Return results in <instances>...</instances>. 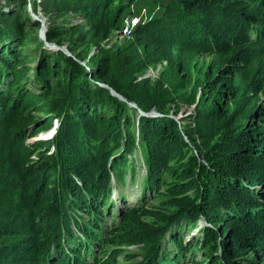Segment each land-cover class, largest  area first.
<instances>
[{
  "label": "trees",
  "instance_id": "1",
  "mask_svg": "<svg viewBox=\"0 0 264 264\" xmlns=\"http://www.w3.org/2000/svg\"><path fill=\"white\" fill-rule=\"evenodd\" d=\"M24 1L8 0L7 9ZM139 1L42 0L46 15L57 9L84 16L89 30L82 28L78 39L98 48ZM21 4L10 14L0 6V264H119L123 232L129 224L139 229L141 214L149 211L138 209L150 195L157 199L163 185L169 191L164 206L174 212L145 231L150 240L140 264L168 259L169 234L168 242L179 247L174 261L203 255L196 264H264V99L257 95L264 85L253 81L264 60V0H164V11L156 4L131 35L144 37L143 44L101 50L93 78L128 102L149 112L163 95L177 99L175 116L183 126L168 117H143L137 141L125 125L127 103L109 90L87 87L83 66L44 48L40 23ZM61 35L51 30L47 40ZM147 44L162 48L157 54L168 61L155 85L137 80L138 64L146 61L142 51L151 53ZM31 48L33 58L26 57ZM205 58L206 69L200 63ZM55 90L64 95L53 97ZM55 105L63 111L48 139L53 142L30 143L41 130L52 131L58 119L47 115ZM107 109L109 115L99 111ZM137 148L140 164L146 162L140 176L138 157L128 163ZM176 160L185 167H170ZM114 177L123 202L128 179H140L149 192L121 210ZM156 208L150 213L161 210ZM202 220L216 227H205L201 240L184 245L182 230ZM173 226L183 228L169 232ZM195 245L206 248L189 254ZM107 251L113 254L107 257Z\"/></svg>",
  "mask_w": 264,
  "mask_h": 264
},
{
  "label": "rangeland",
  "instance_id": "2",
  "mask_svg": "<svg viewBox=\"0 0 264 264\" xmlns=\"http://www.w3.org/2000/svg\"><path fill=\"white\" fill-rule=\"evenodd\" d=\"M23 1V0H22ZM121 1H119L120 3ZM164 0H140L137 4L136 7L134 8V6H132L131 8V12L133 11L132 15L128 16V17H145L147 15H149V11H152L157 5L159 4L161 6V10L163 8H166L163 4ZM22 2L19 3H10V6L8 7L7 10H5V8L3 7V11L7 12L8 14H10L11 11L17 9V5L19 6ZM162 4V5H161ZM23 8H26V10H28V14L31 18V20L33 22H39L40 26L39 29L37 30V35L39 40H41L42 42H48L47 40V33L50 32L51 30L56 29L59 33H61L62 35L58 38V39H54L53 41L48 42L49 44H54L57 47H61V48H66L68 50V58L78 62L81 66H83L87 72L89 73L87 79L85 80L87 87L95 88V87H99V88H104L106 90H109L106 86H109V84H107L106 82H102L100 80L96 81V78H93V73L97 71L98 67H99V60H100V56L102 54L101 50H113L114 48L121 46L123 47V45H125L128 41V43H132V44H136V42L139 44H143L146 39L144 37H137V39L135 40V38L131 37V36H123L120 34V30L118 29L116 31H113L107 38H105L102 42V45L100 46V48L96 47V46H92V44L90 43H83L81 40H79L78 38L80 37L81 34V29L83 28L85 31L89 30V27H87V25H82V24H86V19H84V16H81L77 13L71 12V11H58L57 9H54L50 14L46 15L44 12V8H43V2L42 0H25L22 4ZM156 5V6H155ZM256 5V3H255ZM155 6V7H154ZM116 8V7H115ZM34 9H36L34 11ZM263 9V8H262ZM161 10L159 12H161ZM236 10H241L240 7H237ZM242 11V10H241ZM39 13L42 14L43 18L37 19L36 16L39 15ZM129 12H127L125 15H127ZM240 13H245V12H240ZM246 14V13H245ZM24 15L27 16V14L25 13ZM23 15V16H24ZM127 17H124V19ZM80 21V22H79ZM80 27V28H78ZM79 31H78V29ZM43 30V32L45 33H41V31ZM203 30H201V34H203ZM238 33V32H237ZM99 35H102V33H98ZM127 43V44H128ZM126 44V45H127ZM32 47V45L30 46ZM48 50L51 49V53L54 55L58 54V50L54 49L53 47H49L45 44V47ZM144 48L146 50H149L148 52H151L150 55H148L147 53H145V51L143 50L142 52V56L144 58H146V61H142L141 63L138 64L137 70H141L139 75L137 76V80H145V81H149L151 85H155L161 77V73L164 69L165 66L168 65V61L165 59L160 60V54H157L159 52L162 51V48H153L152 45H144ZM62 52V51H59ZM26 57H28L31 54V57L33 58V54L35 53L34 48L32 49H28L26 51L23 52ZM144 54H147L148 56H145ZM79 56H84L85 59L81 60L79 58ZM206 59V58H205ZM202 59V61L200 62L202 67H204L205 69L207 68L208 63L207 61L208 59ZM30 67L34 68V63L31 62L29 63ZM259 67H260V72L256 73L254 75V82H257L258 84L260 83L261 85H264L261 81L264 80V60H260L259 63ZM205 71V70H204ZM204 71L201 74V77L204 75ZM200 75V74H199ZM63 76H65V74L63 73ZM54 82L56 81H61V82H66L64 80H67V77H64V79H57L56 77L52 78ZM196 78H194L193 80V84L196 83ZM95 84V86H94ZM112 88V87H111ZM110 91V90H109ZM111 92V91H110ZM62 95H64V92H58L57 90L54 91L53 93V97L55 98H59ZM255 95V94H254ZM259 97H261L262 99H264V93H260L257 94ZM186 96V95H184ZM252 95L249 97V100H252ZM118 98V97H117ZM124 98V97H123ZM184 98V97H183ZM119 99V98H118ZM120 100V99H119ZM83 103V102H82ZM175 103L177 104V99L175 98V96H164L161 98V103L158 104V106H153L151 111L149 112H144L142 111L137 104L133 103L130 105L127 104L128 108V118L126 120H129L130 122L127 124H125L126 126L131 125V130H130V134H135V138L136 141L139 138V133L141 130V125H140V119L145 117V118H149V119H159L162 120L165 117L171 118L175 121H177V123L180 126H183V123L181 121H179V117H176V111H177V107L175 105ZM53 113H50L49 115H47L48 117H54L56 119H58V114L57 113H61L63 111V107L61 105H55L53 106ZM186 109V108H185ZM111 109H107V113L104 112V110H99L101 111L103 114H107L110 113ZM72 111V110H71ZM194 111V108H190L187 114H190ZM73 112H75L73 110ZM168 113V114H166ZM46 115V114H45ZM60 119V118H59ZM55 120L54 126L50 130H41L36 137L32 138L29 140L30 143L35 144L36 142H53V139L48 140L52 134L54 133L53 129L55 127V125H57V128L60 127V121ZM59 125V126H58ZM56 135V134H55ZM125 135L127 137H129V134L126 132ZM129 142H125V146L124 147H128ZM193 148V145H191V149ZM52 151H54V148L52 147ZM139 148L136 149L135 151V155L133 156H129V160L128 163H130L133 160H136L138 157V163L139 169V176L145 173L146 170V165L145 163H141L140 161L141 159L139 158L140 154H139ZM193 152L195 154H197L195 152V150H193ZM117 155L122 157L123 156V152L122 151H118ZM68 159V158H67ZM172 168H182L185 167L184 163H180L179 160H176L175 162L170 163L169 165ZM129 170V169H128ZM132 170V169H131ZM144 176V175H143ZM130 179V176H129ZM129 179L126 182L127 187H122L121 191L122 194L126 197V201H122V197H121V192L119 189V184L116 182V178L114 177V193H113V198L115 197L114 200H116V203L118 204L119 209H125L127 207V205L131 204V203H137L138 199H142L144 192H146V194L149 192L148 190H146L145 188H143L140 184V179H137L136 182L134 184H131ZM168 180H165L164 182H167ZM125 185V186H126ZM169 185V183H168ZM169 190V189H168ZM143 193V194H142ZM167 193H169V191H167L166 186H160V190H159V195L158 198L156 199L154 197V194L150 195L149 197H147V202H145V207L143 208H139L138 210H148L150 212H154V210H157L156 207H160L161 210H158L155 213H150L148 214L147 212H143L141 214L140 219L138 220L140 226L138 227L139 229L136 230L135 229H131L130 228V224L127 228V230L125 232H123L124 235V245L121 247V255L118 256V263L119 264H140L142 262V260L144 259V257L147 254V251L144 247L145 244H147L150 240V237L147 236V232L145 233V231H148L149 229H151V227L153 228V226H155V223L157 222V226L159 224L162 223H166V221L164 219L161 218V216L163 215H167V212L169 213H173L174 210L169 206L165 204V197L167 195ZM160 199V200H159ZM133 200V201H131ZM202 203V202H201ZM154 205V206H152ZM154 207V208H152ZM207 207V204H202V208ZM167 218V217H166ZM161 219V220H160ZM110 221L113 220V218L109 219ZM214 225V224H213ZM212 225V223L210 222H206L205 220H202L200 222L199 225H193L192 227L186 226L185 230H182L183 232L179 235V239H184L183 244H189L192 243L191 241L197 240H201L202 236H201V232L203 231V229L205 227H210V228H215ZM220 225L218 223L217 228H220ZM122 226L120 225L119 227H117L118 229H120ZM179 228H183V227H177L174 228L170 227V231L176 230ZM216 228V231H219ZM203 234V233H202ZM169 237H171V234H169L166 237V242L165 244L168 246L169 251L166 254L167 256V260H165L163 262V264H196L197 261H201L204 259V256L202 255H198L193 259L189 258H179L177 261H174L173 258L176 256L179 247L177 244L173 243V242H168ZM203 248H206L205 246H194L193 251H190L189 254H200L202 253L204 250ZM113 253H111L110 251H107L105 253V255L107 257H110ZM250 256H254L255 253L253 251H249ZM245 257H243V261H245Z\"/></svg>",
  "mask_w": 264,
  "mask_h": 264
},
{
  "label": "built area",
  "instance_id": "3",
  "mask_svg": "<svg viewBox=\"0 0 264 264\" xmlns=\"http://www.w3.org/2000/svg\"><path fill=\"white\" fill-rule=\"evenodd\" d=\"M8 0H0V6H3L7 10ZM141 17H127L123 20V26L120 30V34L123 36H131L134 29L140 24ZM147 19L148 16H145ZM85 19V18H84ZM80 22V21H79ZM65 49V48H64Z\"/></svg>",
  "mask_w": 264,
  "mask_h": 264
},
{
  "label": "water",
  "instance_id": "4",
  "mask_svg": "<svg viewBox=\"0 0 264 264\" xmlns=\"http://www.w3.org/2000/svg\"><path fill=\"white\" fill-rule=\"evenodd\" d=\"M41 33H44L43 30L41 31ZM46 45L49 46V47H53L54 49H56L58 51H62L67 56L69 55L68 50L66 48L64 49V48H61V47H57L54 44H49L48 42H46ZM106 87L111 91L112 95L118 97L121 101L126 102L130 106H131V104H133V103L128 102L125 98H123V96L121 94L117 93L113 88H111L109 86H106ZM56 129H57V125H55V127L53 129L54 130V135L57 133V130Z\"/></svg>",
  "mask_w": 264,
  "mask_h": 264
},
{
  "label": "bare ground",
  "instance_id": "5",
  "mask_svg": "<svg viewBox=\"0 0 264 264\" xmlns=\"http://www.w3.org/2000/svg\"><path fill=\"white\" fill-rule=\"evenodd\" d=\"M40 18H43L41 13H39V15L37 16V19H40ZM131 201H133V200H131Z\"/></svg>",
  "mask_w": 264,
  "mask_h": 264
}]
</instances>
